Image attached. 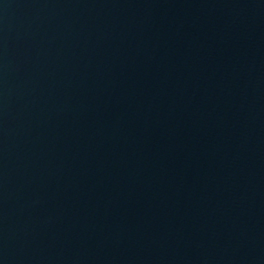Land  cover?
Instances as JSON below:
<instances>
[{"label":"water","instance_id":"95a60500","mask_svg":"<svg viewBox=\"0 0 264 264\" xmlns=\"http://www.w3.org/2000/svg\"><path fill=\"white\" fill-rule=\"evenodd\" d=\"M0 264H264V0H0Z\"/></svg>","mask_w":264,"mask_h":264}]
</instances>
